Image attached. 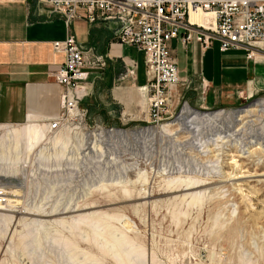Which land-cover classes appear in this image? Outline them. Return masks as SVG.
<instances>
[{"label": "rangeland", "instance_id": "rangeland-1", "mask_svg": "<svg viewBox=\"0 0 264 264\" xmlns=\"http://www.w3.org/2000/svg\"><path fill=\"white\" fill-rule=\"evenodd\" d=\"M119 61L118 76L144 78L143 53ZM183 86L159 124L141 90L133 112L91 96L57 135L0 126V184L18 203L0 210V264H264V96L210 110ZM108 110L123 135L95 127ZM61 134L68 146L46 144Z\"/></svg>", "mask_w": 264, "mask_h": 264}, {"label": "crops", "instance_id": "crops-1", "mask_svg": "<svg viewBox=\"0 0 264 264\" xmlns=\"http://www.w3.org/2000/svg\"><path fill=\"white\" fill-rule=\"evenodd\" d=\"M120 30L121 25L114 21L89 23L85 19L73 22L68 30L63 18L46 3L0 0V126L45 122L61 114L62 88L50 73L65 62V55L54 51L53 42L64 40L69 31L82 48L110 56L107 67L94 72L87 84L89 107L93 103L91 96L97 103L111 97L121 111H136L143 103L140 91L147 80L146 75L141 78L139 73L135 82L124 73L117 75L119 59L126 61L141 53L115 44ZM171 49L185 82L186 96L190 100L200 96L205 109L233 106L264 96V53L258 52L254 60H249L244 51L222 53L218 42L204 49L199 42L183 45L177 40L171 42ZM92 77L95 89H91ZM109 84V95L99 93L98 85L108 88ZM107 112L111 119H101L102 124L120 123V117L111 116L113 110Z\"/></svg>", "mask_w": 264, "mask_h": 264}, {"label": "built area", "instance_id": "built-area-1", "mask_svg": "<svg viewBox=\"0 0 264 264\" xmlns=\"http://www.w3.org/2000/svg\"><path fill=\"white\" fill-rule=\"evenodd\" d=\"M63 18L68 30L73 22L114 21L121 25L115 44L136 49L145 56L146 84L141 89L148 98L153 123L159 124L172 106L173 92L184 84L171 42L183 45L199 42L204 49L219 43L222 53L244 51L249 60L264 53V0H39ZM212 14L210 18L198 16ZM54 51L65 55L59 70L51 72L62 88L59 116L45 122L49 134L66 132L78 118L88 115L83 107L89 97L91 75L103 71L110 56L82 48L69 31L64 40L53 42ZM131 75L137 62L130 61ZM185 108L191 106L185 102ZM184 108V109H185ZM169 113V112H168ZM104 127L107 136L123 135V129ZM8 185L0 184V205L9 198Z\"/></svg>", "mask_w": 264, "mask_h": 264}, {"label": "bare ground", "instance_id": "bare-ground-1", "mask_svg": "<svg viewBox=\"0 0 264 264\" xmlns=\"http://www.w3.org/2000/svg\"><path fill=\"white\" fill-rule=\"evenodd\" d=\"M211 16H212V14H205V15H202V16H198L197 18L198 19L210 18ZM35 123H37V122H35ZM35 123L29 122L28 124H26L25 126H23L21 128H14L13 127L8 133H9V135H13L15 141H19L21 138H27L28 140L29 139L30 140H34V139L37 140L39 138L40 134H45L47 132L48 128L45 125L40 127V126L36 125ZM38 124H40V123H38ZM43 124H45V123H43ZM1 128L5 129L4 126H1ZM43 137H44V135H43ZM68 137L69 136H65L64 134H61L60 136H56L53 139H47V143L46 144L48 146L55 147L56 149H58L59 147L61 148V147H64V146H68L70 144V140L67 139ZM201 186H196V187L195 186H193V187L189 186L187 188V190L199 188ZM16 201L17 200H11L10 198H8L7 203L4 206L0 205V210L8 211L5 208L13 207V206L15 207L18 204V203L14 204V203H16ZM1 207H3V208H1ZM109 244H111V243L109 242ZM133 260L134 259L131 258L129 253H124V254H121V255L117 256V262H119L121 264H125V262H129L128 264H133Z\"/></svg>", "mask_w": 264, "mask_h": 264}, {"label": "trees", "instance_id": "trees-1", "mask_svg": "<svg viewBox=\"0 0 264 264\" xmlns=\"http://www.w3.org/2000/svg\"><path fill=\"white\" fill-rule=\"evenodd\" d=\"M87 101H88V99H86V100L84 101L83 106H85V107L88 108V110H89L90 107H89Z\"/></svg>", "mask_w": 264, "mask_h": 264}]
</instances>
